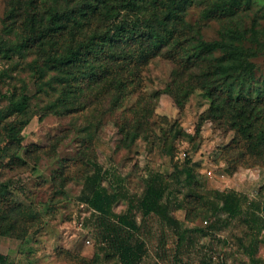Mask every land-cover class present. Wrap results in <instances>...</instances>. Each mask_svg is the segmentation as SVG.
I'll list each match as a JSON object with an SVG mask.
<instances>
[{
  "label": "rangeland",
  "instance_id": "1",
  "mask_svg": "<svg viewBox=\"0 0 264 264\" xmlns=\"http://www.w3.org/2000/svg\"><path fill=\"white\" fill-rule=\"evenodd\" d=\"M157 1L0 0L4 264H121L106 240L104 216L93 210L103 194L115 195L104 211L109 223L127 214L137 226L132 240L144 242L137 264H264V230L251 260L240 247L245 226L238 218L209 226L214 216L206 204L226 188L248 199L264 193V166L233 129L201 120L210 99L192 82H172L179 102L164 92L181 66L165 58L163 49L139 58L140 44L116 41L113 50L105 46L60 69L46 63L55 50L112 28L109 15L140 28ZM235 1L228 15L208 12L218 0H184L177 9L194 37H242L234 42L252 53L251 72L232 91L255 96L264 88V0ZM56 8H79L81 24L54 35L49 27ZM22 95L26 108L17 111L13 102ZM148 183L164 188L161 202L180 221L177 228L153 212L142 213Z\"/></svg>",
  "mask_w": 264,
  "mask_h": 264
},
{
  "label": "trees",
  "instance_id": "2",
  "mask_svg": "<svg viewBox=\"0 0 264 264\" xmlns=\"http://www.w3.org/2000/svg\"><path fill=\"white\" fill-rule=\"evenodd\" d=\"M183 1L158 0L157 7L143 18L138 29L131 28L130 25L122 22L115 23V19L109 15L108 20L113 19L112 28L102 33L94 32L87 39L78 42L75 47L69 46L64 52L55 50V53L46 59V63L60 69L81 59L85 54L101 52L105 46L113 50V44L116 41H123L130 45L140 44L143 50L138 54L139 58L154 54V50L163 49L165 58L181 66L171 82L166 85L164 92H170L179 102V95L171 90L172 82L176 80L192 82L210 99L208 109L200 115L201 120H219L233 129L237 139L244 142L247 152L264 166V88L255 96L232 91L235 82L244 79L251 72L248 57L252 56V53L234 42L242 37L229 39L222 35L220 39L210 41L194 37L191 34L192 25L184 21L183 15L177 9L178 4ZM218 1L220 4L208 12L228 15L235 9V0ZM106 11L108 15L112 9L107 8ZM83 15L84 12L79 8L72 10L56 8L51 16L49 28H52L56 35L67 28L77 27L81 24L80 19ZM216 51H221V55H216ZM101 72L104 71L99 73L102 74ZM183 74H186L185 79ZM102 77L105 75L103 74ZM26 101V95H22L19 100L13 102L15 110L23 111L26 108ZM199 128L200 124L196 125L195 130L199 131ZM184 172L187 183H191L194 174L188 164L185 165ZM98 179L99 173L96 172L93 177L94 183ZM163 194L164 188L148 183L139 202L142 213L147 215L153 212L165 223L177 228L180 221L169 215L168 205L161 202ZM114 197L115 195L103 194L95 198L94 203L98 209L93 207V210L104 216L102 219L107 229L106 240L112 242L121 264H137L142 257L144 242L138 239L132 240L133 232L137 229L135 222L127 214H119L116 215V224H111L104 214ZM206 204L214 216V222L209 226L213 227L216 223H228L234 218H238L239 222L245 226L240 247L251 260H254V254L260 242L259 235L264 230V193L260 191L255 198L248 199L233 188H226L216 191L215 198L212 201H206ZM197 230L201 234L208 232L203 229ZM178 240L181 243L184 235H180ZM255 260L258 261L256 258ZM4 262L5 256L0 253V264Z\"/></svg>",
  "mask_w": 264,
  "mask_h": 264
},
{
  "label": "crops",
  "instance_id": "3",
  "mask_svg": "<svg viewBox=\"0 0 264 264\" xmlns=\"http://www.w3.org/2000/svg\"><path fill=\"white\" fill-rule=\"evenodd\" d=\"M259 237H260V235H259ZM261 241H262V239H261V237H260V242H259V245H260ZM259 245H258V247H259Z\"/></svg>",
  "mask_w": 264,
  "mask_h": 264
}]
</instances>
